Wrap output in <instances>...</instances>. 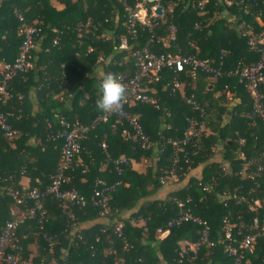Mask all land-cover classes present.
I'll return each instance as SVG.
<instances>
[{
  "label": "trees",
  "instance_id": "1",
  "mask_svg": "<svg viewBox=\"0 0 264 264\" xmlns=\"http://www.w3.org/2000/svg\"><path fill=\"white\" fill-rule=\"evenodd\" d=\"M63 1L65 6L61 10L52 7L48 0L0 2V61H13L21 41V37L16 33L18 21L13 14L14 7L24 10L30 19L37 18L41 32L48 33L43 43V47H48V50L44 49L39 56L40 63L46 67L38 71L30 69L23 77L13 78L10 83L12 90L22 93L23 97L21 99L14 97L1 106L5 112L13 111L9 121L22 132L13 140L15 147H10L9 139L0 130V174L3 176L5 173L13 172L14 175L12 182H4L7 184L18 185L17 181L21 174L30 177L31 186L35 185V177L42 178L43 186L48 183L49 175L54 171L58 160L61 143L59 139L48 137L59 126L54 118V112L62 113L67 119L78 118L86 123L101 111L96 106L99 97L97 86L100 81L94 76V64L99 54L112 55L120 37L126 34L122 25L125 18L123 5L116 0ZM137 1H141L149 13L152 6L157 3L163 7L165 19L154 28L157 36H165L169 23L176 26L177 36L174 44L154 42L153 50L157 52L188 51L196 53L199 57H213L216 60L215 65H218L219 51L226 49L229 53L224 57V64L221 65L223 69L234 68L240 61L249 62L258 58V53L248 48L246 38L238 34L236 27H228L224 19H216L205 27H201V22L200 27L195 29V23L200 21L197 9L185 8L183 3H175L176 0H127L131 6H135ZM226 7L234 12L232 16L237 22L248 21L253 24L256 31L262 27L255 18L257 7H253L251 13L244 14L222 2L208 0L206 3L208 14L215 10L222 11ZM262 9L264 19V7ZM86 22L89 23L87 27ZM47 25L56 27V31L46 29ZM85 28L89 30L85 32ZM56 37L58 41L53 43ZM149 37L150 31L138 27V36L135 40L130 39V43L141 46ZM191 42L194 45H191ZM88 46L92 50L87 51ZM75 52H78V55ZM78 67L80 69L77 70ZM110 67L124 71L123 65L112 63ZM70 69L74 72L73 75L70 74ZM63 70L68 79L66 90L59 87ZM87 72L89 76L86 75ZM172 76L170 70H165L163 78L155 83L160 95V106L170 112L168 119L170 129L161 131L158 117L163 113L162 108L157 109L148 103L136 102L129 110L133 113L139 112L144 131L155 144L145 149L137 142L125 138L121 133L124 124L117 123L114 129L111 128L115 120L112 116L90 132L84 146L87 150L84 148L80 153L82 165L74 167L70 181L64 185L65 188H77L89 199L82 207H72L74 216L83 221L102 217L99 209L90 201L95 178H103L108 183L120 180L121 183L114 188L109 201L113 216L116 217L124 210L137 206L131 215L141 216L145 221L144 225L136 226L129 219L124 220L123 237H118L111 229L100 231L104 222H95L87 228L71 233L73 229L70 227L71 220L58 207L57 201L50 199L47 208L50 209L52 218L45 223L43 233L52 238V250L48 241L43 239L42 233L36 234L37 227L34 223L28 221L18 230L19 233L28 231L31 235L29 239L37 238L38 254L34 257L35 262L39 263L44 257L42 264H114L115 255L108 252V248H114L116 253L123 257L124 264H233L219 243L214 246L201 245L196 253L190 251L177 262L180 246L197 239L200 228L198 224L187 221L171 226L164 237H158L155 229L164 226L166 221L176 214L175 198L185 200L190 197L187 204L194 214L207 221L210 239L222 233V218L229 211L232 221L241 219L248 222L254 215L264 216V176L252 180L240 175L238 170L242 166V161L238 159L236 153L241 149L246 159H258L259 153L264 150V123L260 118L251 120L249 113L252 99L244 84L239 83L236 77L226 76L215 78L216 88L223 89L224 84L228 83L239 101L231 111H228L229 120H223L225 108L215 107L210 91L202 92L203 77L208 76L200 72L196 81L198 84L187 85L185 93H194L204 107L207 115L205 120L212 129V133L202 134L195 141L196 144L189 147L191 152L195 151L190 155V167L203 163L201 176H190L187 180L183 177L177 189L171 190L164 198L147 200V196L163 186L159 182V176L171 163L173 148L167 139L182 136L187 124L186 118L193 113L179 94H170L168 89H164L163 85ZM31 88H34L39 102V110L35 113L30 110ZM60 91L65 93L70 104L69 109H58L62 108V105L53 94ZM19 112L20 117H16V113ZM47 121L53 124L52 128L47 126ZM161 133L163 139L160 138ZM104 134L107 142L105 150L100 146ZM32 136L39 137L41 143L33 145L28 143ZM239 138L243 140L242 143H239ZM157 146L158 149L162 147V150L155 153L154 147ZM217 154H220L221 159L216 158ZM120 155L136 161L141 157L150 158L154 169L149 167L145 172L138 173L132 169L129 162L124 164L121 173L117 174L111 159ZM103 161L107 162V167L100 171V163ZM15 163L18 166H14ZM181 164L184 168L185 163L181 161ZM225 164H229L230 172L222 170V165ZM256 183L259 186H256ZM204 185L208 186V190L202 188ZM142 200L144 201L139 204ZM255 200H259L261 205L256 206ZM11 204V200H0V222L11 217L9 211ZM29 234L22 239L24 245ZM125 242L128 244L126 248ZM242 264H264V233L256 238L253 252L246 253Z\"/></svg>",
  "mask_w": 264,
  "mask_h": 264
},
{
  "label": "built area",
  "instance_id": "2",
  "mask_svg": "<svg viewBox=\"0 0 264 264\" xmlns=\"http://www.w3.org/2000/svg\"><path fill=\"white\" fill-rule=\"evenodd\" d=\"M6 1V0H0ZM123 5L125 18L122 25L125 27L126 34L120 37L118 50H130V64L126 70H115L110 67L112 60L110 56L99 54L96 58L94 69H102V77L105 73L111 72L116 75L126 87V94L121 101L120 106L112 112L99 111L90 122H82L78 118L67 119L62 113L54 112V118L58 123V128L52 131L48 137L51 139H59L61 141L59 147V156L54 171L49 175L48 183L44 186L29 185H13L4 182H12L9 175L0 178V200H11L16 210L11 217L4 222H0V264H42L44 257L37 263L33 256L26 254V246L22 243V239L26 238L25 234L19 233V227L26 222L34 223L37 227L36 234H41L43 239L47 240L52 250V238L43 233L45 223L49 219L47 202L50 199L57 201L58 207L71 220V224L75 219L72 207H82L89 202L77 188H65L71 179V171L77 166L75 158L80 155L84 149V142L89 137L90 132L96 128L101 122H105L112 116L115 117L111 128L114 129L117 123L124 124L122 135L130 140L137 142L142 148L153 146L150 136L144 131L139 116L129 110V107L136 102H144L152 105L154 108L161 109L159 98L151 91L143 87L144 83H157L165 73L170 70L173 76L164 85V89H168L170 94H179L183 102L188 104L192 110V115L187 116L186 126L180 137H170L167 139L173 148L170 166L164 169V173L159 176V182L162 185L172 184L175 189L182 182V178L187 176L191 169L190 155L195 151L189 149L194 146L195 141L205 134L207 127V115L204 107L196 99L193 92L185 93L187 85L192 86L198 79L200 72L208 77H236L239 83H243L252 99V108L249 113L250 118L254 121L256 118L262 119L264 123V19L263 7L264 0H219L226 6L235 7L244 14L251 13L253 7H257L255 15L256 20L261 24L260 30L256 31L252 23L241 20L236 23L238 34L245 37L248 48L258 53V58L249 62L240 61L236 67L223 69L224 57L229 53L226 49L219 51L215 65L213 57H199L196 53L188 51L177 52H157L153 50L154 42H162L164 45H170L176 40V26L169 23L166 28L165 36H157L154 28L158 23L164 21V10L162 15H157L152 6L149 13L147 8L141 1H137L135 6L128 4L127 0H116ZM183 3L185 8L197 9L200 15L206 8L208 0H176L175 3ZM143 5V13L139 8ZM13 14L18 21L16 33L21 37L17 54L13 61H0V130L3 135L13 141L21 135V131L14 127L9 116V111H3L2 105L16 97L21 99L23 94L12 90L10 85L13 78L24 76L32 67L33 52L37 47L39 40L42 38L41 25L37 21L30 19L24 10L14 7ZM89 23L86 22V27ZM138 27L150 31V37L141 46L130 43V39L135 40L138 36ZM200 27V22H196L195 29ZM81 29V26H80ZM85 32L89 29L85 28ZM57 37L53 41L56 43ZM191 45H194L191 42ZM46 48L45 51H47ZM92 50L89 47V51ZM63 66V65H61ZM102 79V78H101ZM67 77L64 71H61L59 87L66 90ZM224 91L230 90L228 83L224 84ZM162 115L168 119L170 112L164 107ZM52 123L47 121V126L52 128ZM170 129V122L167 120L161 127V131ZM160 138L164 136L160 134ZM243 140L239 138V143ZM100 146L103 150L107 147L106 134L100 140ZM162 147L156 149V153L160 152ZM238 159L242 161L239 168L240 175L255 180L257 177L264 176V150L259 153L258 159H246L244 152L239 149L236 151ZM159 157L156 158L158 160ZM117 174L122 171V166L130 162V158L120 155L115 159H111ZM181 161L185 163L183 168ZM229 164L222 165V170L230 172ZM185 170V171H184ZM185 179V178H184ZM121 183L116 180L108 183L100 177L95 178L93 193L90 196L91 203L99 209L102 217H107L110 222L105 223L100 231L105 232L111 229L118 237H123V222L113 216L110 209L109 201L114 188ZM256 186H259L256 183ZM208 190V186L202 187ZM176 214L169 218L164 226H158L155 233L158 237L164 236L169 232L171 226L179 225L183 222H193L200 226L198 236L195 241L186 242L180 246L178 250L177 262L188 254V252L196 253L201 245L214 246L219 243L223 247L225 254L231 258L233 264H242L246 253L254 250L256 238L264 233V216L254 215L250 221L244 222L241 219L237 221L231 220V212L226 213L222 218V233L216 235L214 239L209 238V225L206 220L192 212L191 207L187 204L190 197L185 200L176 199ZM254 204L260 206L261 202L255 200ZM80 237V236H79ZM128 246L127 242L124 247ZM108 252L113 253L114 264H124V259L116 253L114 248H108Z\"/></svg>",
  "mask_w": 264,
  "mask_h": 264
},
{
  "label": "crops",
  "instance_id": "3",
  "mask_svg": "<svg viewBox=\"0 0 264 264\" xmlns=\"http://www.w3.org/2000/svg\"><path fill=\"white\" fill-rule=\"evenodd\" d=\"M49 3L51 4L52 7H54L56 10H61L63 9V7L65 6L64 4V1L63 0H48ZM171 9V8H169ZM232 19L233 21H230L233 26H230V27H236V21L237 19L232 16ZM33 20L39 22V20L37 18H33ZM46 29H50V31L52 32H55L56 31V27H49L48 25L46 26ZM48 36V33L47 32H44L43 33V36L42 38L39 40L38 44H37V47L36 49L34 50L33 52V59H32V67L30 68L31 70H35V71H38L39 69L41 68H45L46 65H44L43 63H40L39 59H40V55L41 53L43 52L44 49L48 48V47H43V43H44V38ZM87 51H89V46L87 47ZM128 52L130 54V50H118L116 48V50L114 51V53L112 55H109L111 57V60H112V63L114 65H123L124 66V70L128 69L129 65L130 64V57L128 59L125 58L124 54ZM76 55H78V52H75ZM64 67V66H62ZM29 69V70H30ZM77 70L80 69L79 67L76 68ZM71 70V69H70ZM64 71V70H63ZM71 75L74 74V72L71 70L69 71ZM102 72L101 69H94V76L100 81L101 78H102ZM86 75L89 76V72L86 73ZM143 87H145L147 90L153 92L160 100V95H159V92L157 91V88H156V85L153 84V83H147L145 82ZM224 91L223 89L220 91V94L221 95H224L223 94ZM226 93V97H228V99L230 100L229 102H224L223 105L227 106L225 108V111L223 114H222V118L223 120H227L228 117H230V113L228 114L227 110L228 111H231L233 109V107L238 103L239 101V98L235 96V93L232 92L231 90H228L225 92ZM218 93H216L214 96L218 95ZM53 96L55 98L58 99V101H60V105H62V108L61 107H58V109H69L70 108V104H69V101L67 100V98L65 97V93L60 91V93H55L53 94ZM29 100H30V110L32 113H35L39 110V102L37 100V97H36V92L34 90V88H31L30 90V93H29ZM227 104V105H226ZM20 111V110H19ZM15 112V111H14ZM13 113V111L11 112ZM135 114L139 115V112H136ZM21 115V112H19L18 114L16 113V117H20ZM169 119V118H168ZM168 119H166L162 114L158 117V120L160 121V127L163 126L164 122L167 120L168 122H170ZM229 120V119H228ZM226 121H223V123H225ZM205 134H209V133H212V129L211 127H209V125H207L206 129H205ZM9 145L10 147H15V142L14 141H10L9 140ZM28 143L30 144H40L41 141H40V138L39 137H36V136H32L28 139ZM155 144V142H154ZM153 144V145H154ZM86 145V142L84 144V146ZM220 145V144H219ZM86 149V147H84ZM156 147H154V150H155V153H156ZM87 150V149H86ZM216 158L218 159H221V156L220 154H217L216 155ZM75 162L77 164V166L79 165H82V156L81 154L79 156H77L75 158ZM130 164H131V167L132 169H134L135 171H137L138 173H143L146 171L147 168L149 167H153L154 169V166H152V161L150 160V158H146V157H141L140 160L136 161L134 159H130ZM14 166H18V164L15 163ZM202 166H203V163H200L198 164L197 166L195 167H192L191 169H189L188 173H187V176L185 177V180H187L190 176H195V177H200L201 176V172H202ZM107 167V162L106 161H103L100 163V171H103L105 168ZM6 175H3L0 174V178H4V177H7V176H11L12 178L14 177L13 175V172H8V173H5ZM35 181V185L33 186H43L42 185V178L40 177H35L34 179ZM186 182V181H185ZM17 183L19 185H29L31 186V179L28 175L26 174H21ZM45 185V184H44ZM175 189V185H172V184H166V185H163L161 187H159L154 193L150 194L149 196H147L148 198H146L147 200H152V199H161V198H164L171 190H174ZM225 193V192H223ZM220 196H223V194H220ZM144 200L140 201L139 204H141ZM48 207V205H47ZM137 209V206L130 209V210H124L123 212L119 213L116 218L118 220H120L121 222H123L124 220L126 219H129L130 222L133 224V225H136V226H142L144 225L145 221L144 219L141 217V216H138V217H134L131 215L132 212L136 211ZM14 210H16L15 206L13 204L10 205V208H9V211H10V215H12V213L14 212ZM48 212H49V218L51 217L52 218V215H51V212H50V209H48ZM97 223V222H104V223H108L110 222V219L109 218H106V217H95V218H92V219H86V220H83V221H80L77 219V217H75L74 221H73V224H70V227H73L72 229V232L73 233L74 231L76 230H81L83 228H87L89 226H91L93 223ZM22 234H29L28 231H21ZM165 236V235H164ZM163 236V237H164ZM31 235L29 234V236L27 237V243L25 244L26 246V252L27 254H29L30 256H33L35 257L37 254H38V243H37V238L34 237V238H30Z\"/></svg>",
  "mask_w": 264,
  "mask_h": 264
},
{
  "label": "rangeland",
  "instance_id": "4",
  "mask_svg": "<svg viewBox=\"0 0 264 264\" xmlns=\"http://www.w3.org/2000/svg\"><path fill=\"white\" fill-rule=\"evenodd\" d=\"M217 3H219V0H215ZM139 10H143V5H141V8H139ZM143 12V11H142ZM198 13V12H197ZM199 14V22L201 23V27H205L207 26L209 23H211L212 21H215L216 19H224L226 22V25L228 27L233 26V24L230 21H233L232 19V15H234V12H232L231 10L227 9V7L222 10V11H217L215 10L212 14H208L207 13V8H205V10L202 12V14ZM116 17L118 18V14H116ZM174 44V43H172ZM178 46V45H177ZM173 47V46H171ZM177 52V50H176ZM125 58L128 59L130 57V54L128 52H126L124 54ZM102 71V69H101ZM198 82H195V85H197ZM217 85V79L212 78V77H203L202 80V92H206V91H210L212 93V97H213V101L215 103V107L218 106H223L224 108H226L227 106L223 105L224 102H229L230 100L228 99V97H226V91H224V86H223V91H224V95L220 94V91L222 90V88H216ZM163 88V87H162ZM214 92V93H213ZM218 95L214 96L216 93H218ZM99 93V92H98ZM227 105V104H226ZM228 112V110H227ZM163 237V236H161ZM184 242V241H183Z\"/></svg>",
  "mask_w": 264,
  "mask_h": 264
},
{
  "label": "clouds",
  "instance_id": "5",
  "mask_svg": "<svg viewBox=\"0 0 264 264\" xmlns=\"http://www.w3.org/2000/svg\"><path fill=\"white\" fill-rule=\"evenodd\" d=\"M99 97L96 106L105 112L115 111L126 94V87L120 79L111 72L105 73L98 84Z\"/></svg>",
  "mask_w": 264,
  "mask_h": 264
},
{
  "label": "water",
  "instance_id": "6",
  "mask_svg": "<svg viewBox=\"0 0 264 264\" xmlns=\"http://www.w3.org/2000/svg\"><path fill=\"white\" fill-rule=\"evenodd\" d=\"M146 1H150V0H146ZM154 12H155L157 15H162V13H163L162 6H161V5H157V6L154 8Z\"/></svg>",
  "mask_w": 264,
  "mask_h": 264
},
{
  "label": "bare ground",
  "instance_id": "7",
  "mask_svg": "<svg viewBox=\"0 0 264 264\" xmlns=\"http://www.w3.org/2000/svg\"><path fill=\"white\" fill-rule=\"evenodd\" d=\"M140 12L143 13L142 10H140Z\"/></svg>",
  "mask_w": 264,
  "mask_h": 264
}]
</instances>
